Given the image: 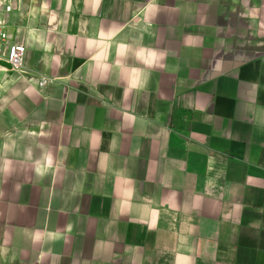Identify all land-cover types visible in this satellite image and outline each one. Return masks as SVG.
<instances>
[{"label":"crops","instance_id":"1","mask_svg":"<svg viewBox=\"0 0 264 264\" xmlns=\"http://www.w3.org/2000/svg\"><path fill=\"white\" fill-rule=\"evenodd\" d=\"M5 20L0 264H264V0Z\"/></svg>","mask_w":264,"mask_h":264},{"label":"built area","instance_id":"2","mask_svg":"<svg viewBox=\"0 0 264 264\" xmlns=\"http://www.w3.org/2000/svg\"><path fill=\"white\" fill-rule=\"evenodd\" d=\"M16 0H0V63H6L9 68L0 64V69L17 71L21 68L25 47L9 41L8 24L5 16L14 8Z\"/></svg>","mask_w":264,"mask_h":264},{"label":"water","instance_id":"3","mask_svg":"<svg viewBox=\"0 0 264 264\" xmlns=\"http://www.w3.org/2000/svg\"><path fill=\"white\" fill-rule=\"evenodd\" d=\"M0 64L5 66L6 68H9V66L6 63H4V62H1Z\"/></svg>","mask_w":264,"mask_h":264}]
</instances>
